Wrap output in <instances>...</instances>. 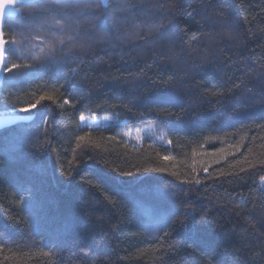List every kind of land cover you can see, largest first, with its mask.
I'll return each mask as SVG.
<instances>
[{"label":"trees","instance_id":"obj_1","mask_svg":"<svg viewBox=\"0 0 264 264\" xmlns=\"http://www.w3.org/2000/svg\"><path fill=\"white\" fill-rule=\"evenodd\" d=\"M56 2L63 49L3 27L0 115L35 118L0 131V264H264V0Z\"/></svg>","mask_w":264,"mask_h":264},{"label":"snow or ice","instance_id":"obj_2","mask_svg":"<svg viewBox=\"0 0 264 264\" xmlns=\"http://www.w3.org/2000/svg\"><path fill=\"white\" fill-rule=\"evenodd\" d=\"M103 7L107 8V0H100ZM32 7L35 8L36 11H38L41 15H46L50 17L52 23L49 25V27L52 29V34L54 39L48 41L46 44V47L49 49L50 52L54 53L58 48L63 49V45L65 43V39L71 40L72 37L68 36L65 37V31L66 29H70V25L68 24L67 20H65L64 17L59 16V13L55 11L57 9L58 4L56 0H0V17H3L5 15L7 16H13L17 13L18 8L22 7ZM67 6V5H65ZM87 7H91V5H86ZM8 41L4 39V32L0 31V72L4 73H10L13 69H17L20 67V65L17 64H11L9 67V61L7 59V53L9 52V48L7 47ZM83 47V45H80ZM68 52H71V49H64ZM44 49H41V52H43ZM51 59L48 61V63H51ZM45 65L42 63L41 67H44ZM24 67L28 68L30 66L25 65ZM70 71L75 72L76 69L72 68ZM25 77H28L30 75L29 72H25L23 74ZM53 97L51 95L45 94L41 95L39 99H37L34 103L29 104L26 107H21L18 109L21 113H33V110H38V105H40L42 100H51ZM65 104L69 103V101L66 99L64 101ZM159 103L162 104H168L171 103L170 99H165L159 101ZM15 111V110H14ZM15 119V118H13ZM80 120L83 122L86 120L85 115L81 114ZM78 140H83L84 137H77ZM164 159H168V157H164ZM153 171H163V169H153ZM206 171V169H205ZM122 176H131L133 175L130 172L121 173ZM261 181H264V176H262ZM185 219H187V214H185ZM179 223L181 227L184 226V220L174 221V223ZM167 235V234H165Z\"/></svg>","mask_w":264,"mask_h":264},{"label":"water","instance_id":"obj_3","mask_svg":"<svg viewBox=\"0 0 264 264\" xmlns=\"http://www.w3.org/2000/svg\"><path fill=\"white\" fill-rule=\"evenodd\" d=\"M56 1H66V0H56ZM100 2V0H99ZM101 3V2H100ZM110 0H107V7L109 6ZM103 6V5H102ZM20 8H18L19 10ZM17 13L13 16H3L0 17V31H3L4 23L8 19H14L18 15ZM5 73L0 72V91L4 84ZM15 118V119H13ZM35 116L19 115V114H10V115H0V131L12 128L19 124H28L34 120Z\"/></svg>","mask_w":264,"mask_h":264},{"label":"rangeland","instance_id":"obj_4","mask_svg":"<svg viewBox=\"0 0 264 264\" xmlns=\"http://www.w3.org/2000/svg\"><path fill=\"white\" fill-rule=\"evenodd\" d=\"M112 119L110 118H97L95 116L86 117L85 121H80L81 125L87 126H99V127H107L112 124ZM149 136L153 137V139L159 143H165V140L161 135L154 134V133H147ZM143 136L141 134H129L127 139L129 142L137 145L140 143L141 138Z\"/></svg>","mask_w":264,"mask_h":264}]
</instances>
